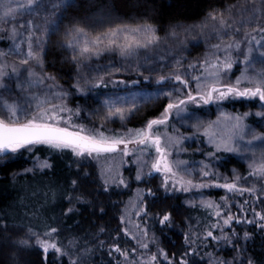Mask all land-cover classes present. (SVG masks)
<instances>
[{
	"label": "snow or ice",
	"instance_id": "1",
	"mask_svg": "<svg viewBox=\"0 0 264 264\" xmlns=\"http://www.w3.org/2000/svg\"><path fill=\"white\" fill-rule=\"evenodd\" d=\"M75 2L76 0H0V33L9 34L7 38L12 41V47L8 51H0V158L22 154V151L35 155L43 148L54 152L67 151L78 160L90 159L101 165L102 190L106 193L110 187L128 188L120 169L126 163L124 158L132 156L137 165L136 181L159 173L163 176L160 188L166 197L177 191L200 193L198 200L189 199L185 204L189 208L204 209L207 217L212 218L211 222L201 225L199 220L195 224L186 220L188 231L183 233L184 246L178 252L170 253L159 246L155 233L149 236V229L143 226V221L154 219L163 232L174 225L172 213L165 211L152 217L145 203V196H154L155 193L150 188L146 193L138 188L135 199L129 201L125 211L118 217L120 227L117 229L118 233L130 236L137 247L126 249L119 242L111 243L105 253L109 258L107 264H190V261L191 264H197V258L205 261V264H259L251 254L245 255L247 243L253 239L252 233L244 231L241 236L233 225H253L264 233V210L256 211L253 203L245 201L240 205L239 214L232 213L229 195L221 197L217 202L205 190L224 189L228 194L247 195L264 204V133L257 132L245 123L250 115L264 120V111L243 114L220 111L215 121L205 123L195 112L188 113V106H220L225 102L258 101L261 109H264V68L251 73L249 71L250 68H255L257 62L264 64V51L259 50L264 49V24L260 23L264 19V9L257 6V0H245L244 4L230 5L224 10L212 9L199 25L184 29L185 32L199 29L201 34L207 31L215 37L217 43L211 45L209 55L203 60L187 65L188 69L193 70L191 74L187 71L181 73L183 62L176 59L174 71L157 76V84L171 83V90L161 88L156 95L129 91L127 96L117 94L115 98L104 100L106 111L103 119L116 118L123 124L140 110V102L158 100L161 96L167 98L158 117L146 120L140 128L115 133L101 130L103 124L90 129L77 123L81 118L80 108L68 107V92L56 83L55 76L45 72L46 45L50 43V37L59 31L64 14ZM260 3H264V0H260ZM89 27L83 21L74 23L65 30L64 41L60 45L70 50L71 60L78 70L105 53H116L123 59H129L137 57L141 50L147 53L157 49L162 43L158 29L147 22L135 25L115 24L96 34H92ZM241 33L242 38L237 39V35ZM168 35L171 39L184 43L176 28ZM257 35L260 39H257ZM4 38L0 36V39ZM254 50L258 53L256 57L253 56ZM233 53L238 55L234 56ZM10 56H15L17 60L10 64ZM146 59L152 57L146 56ZM237 65L243 67L238 69L240 75L232 80V70ZM197 70L199 74H195ZM115 72H119V69L108 71L107 75L112 76ZM138 74L145 80L150 78L143 76V72ZM109 82L113 87H129L124 80ZM109 82H106L103 75H82L74 88L76 92L87 96L90 89L107 88ZM137 83L139 81H132L133 85ZM182 113L196 121L193 127L197 132L202 130V135L214 148L206 153L209 163L201 161L195 174L188 166V161L173 158V150L185 151L180 146L188 137H183L175 128L173 131L177 135L170 134L169 121L173 115L180 117ZM88 118L91 119V116ZM129 145L134 148L130 149ZM217 153L244 157L248 161V175L242 177L233 169L231 179L222 176L213 165L214 161L222 159ZM117 154L120 156L119 163L114 161ZM36 160V167L41 171L53 167L48 159L40 160L37 156ZM145 167L148 171H145ZM89 175L85 172L83 177L71 179L69 188L62 193L61 198L70 205L87 203L83 193H74L81 192L80 180ZM56 195L51 190L45 193L52 202H55ZM245 205L252 212L251 219L243 211ZM129 208L135 216L141 217V223L133 222L128 213ZM76 211L74 206H69L62 215L69 216ZM100 211L103 212V208ZM128 225H132V229ZM16 228L23 229L24 235L11 242L23 250L38 247L42 250L45 264L50 250L55 264H61V258L64 257L67 258V264H87L83 257L91 255L92 249L83 245L76 237L68 240L65 246L58 239L61 232L58 226L45 224L43 231H37L31 223L10 224L8 213L0 215V234H8ZM99 231L104 233L105 229L100 228ZM7 238L11 240L10 236ZM120 238L119 235L112 237L114 241H119ZM212 242L220 247L230 246L236 255L229 260L204 251ZM150 245L155 247V251ZM81 248L83 251L79 255H74L71 251L75 249L79 252ZM97 248L104 249L105 242L98 241Z\"/></svg>",
	"mask_w": 264,
	"mask_h": 264
},
{
	"label": "trees",
	"instance_id": "2",
	"mask_svg": "<svg viewBox=\"0 0 264 264\" xmlns=\"http://www.w3.org/2000/svg\"><path fill=\"white\" fill-rule=\"evenodd\" d=\"M241 0H76L75 5L67 10L63 17V23L59 31L50 37V43L46 45L45 53V72L55 76L62 84L71 81V74L74 71V63L71 60V52L60 45L64 41V32L74 23L81 22L90 25L89 31L96 34L105 30V28L115 24H143L150 23L158 27L160 32L164 31L167 25L173 23H194L205 18L206 13L212 9L224 10L230 5ZM200 48L193 49L195 56H199ZM236 71H233L231 77H236ZM112 89L101 87L93 90V94L88 98V103L92 105V110L81 111V118L77 123L85 124L88 128H98L103 124L101 130H111L115 133H123L126 129H136L144 125L146 120L156 118L163 111L167 103L165 98L151 100L142 103L140 110L132 115L125 123L118 120H104L105 110L100 103L101 98ZM96 96V97H95ZM93 98H98L97 102H92ZM75 98L73 102H79ZM94 104V105H93ZM76 105V103H75ZM203 112L208 110L213 118L220 115V111L230 114H243L245 112L255 113L264 111L261 109L258 101H236L225 102L217 106L210 104L196 107H188V111ZM91 116V119L88 116ZM245 123L257 132L264 133V120L254 115L247 117ZM170 134L177 135L169 127ZM179 134L184 139L180 147L185 151H180L177 158L188 161L190 168H199L201 161L209 163L206 153L214 150L213 146H207V138L201 132H197L195 127L186 130H179ZM131 148L132 146L129 145ZM134 148V146H133ZM222 159L214 161V168H220L219 173L222 176L232 177V173H227V169L243 176L248 175V161L238 155L231 153H217ZM40 160L48 159L53 167L49 170L41 171L34 169L37 163L36 157ZM11 157V158H9ZM7 160V161H5ZM126 167L123 170V176L126 178L128 188L110 187L108 192H103V180L100 176V168L96 161L90 159L78 160L70 152H54L43 148L38 150L35 155L30 152L11 154L4 158L0 163V215L8 213V222L10 224L31 223L37 231H43L45 224H53L61 230L58 239L67 246L68 240L73 237L78 238L81 243L92 249L90 257H83L87 264H107L108 257L106 249L111 243L119 242L121 247L132 249L137 247L136 242L130 236H124L118 233L120 227L118 217L125 211L130 200L136 197V190L143 189L145 193L150 188L154 196H145V203L149 209L150 215L155 217L163 212H171L174 218V225L170 229L161 232L159 224L154 219L143 221V226L148 227L149 236L155 233L159 246L171 252H178L183 246V233L188 231L185 221L193 224L197 220L203 225L205 222H211L212 218L207 217L204 209L189 208L185 201L196 196L199 192H180L177 191L166 197L160 188L162 180L159 176L145 177L142 181H136V164L132 157H126ZM4 161V162H3ZM37 165V164H36ZM27 169L33 171L28 172ZM89 173V177L80 180L81 192L74 193L80 195L83 193L87 203H75L70 205L67 200L62 199V193L69 188V182L73 178L83 177V173ZM251 181V178H249ZM257 183V187H259ZM49 190L56 192L55 202L49 200L45 193ZM210 192L211 199L219 202L221 197L229 195V203L232 205L231 212L239 214L240 205L245 201L253 203L256 211L264 210V204L255 201L254 197L247 195H231L226 190L213 188L205 190ZM74 206L77 211L69 216H63L62 213L67 207ZM103 208V212L100 209ZM244 212H247L248 218H252V212L245 205ZM35 213V216H33ZM134 223H141V217L134 215L129 211ZM132 229V225H128ZM235 231L241 236L244 231L252 233L253 239L247 243V254H251L259 264H264V233H261L253 225L240 224L233 225ZM104 228L105 232L100 233L99 229ZM134 231V230H133ZM227 231V229H226ZM23 229H12L8 234H0V264H45L42 250L38 247L31 249H19L11 241L23 237ZM119 235V241H114L112 237ZM10 236L11 240L7 237ZM105 242V248H97L98 241ZM155 251V247L151 246ZM74 255H79L75 249L71 250ZM142 251V250H141ZM204 251L213 252L214 255L225 259H232L236 252L230 246L220 247L212 242ZM203 255V252L201 253ZM207 258L205 257V260ZM47 264H55L53 253H48ZM61 264H67V258H61ZM191 264V261H190ZM197 264H205V261L197 258Z\"/></svg>",
	"mask_w": 264,
	"mask_h": 264
},
{
	"label": "rangeland",
	"instance_id": "3",
	"mask_svg": "<svg viewBox=\"0 0 264 264\" xmlns=\"http://www.w3.org/2000/svg\"><path fill=\"white\" fill-rule=\"evenodd\" d=\"M244 2L245 0H241L240 2L235 3V4H244ZM257 6L260 7L261 9H264V3H260V0H257ZM204 19L194 22V23H173V24L167 25L164 28L163 32H160L158 27L155 26L158 29L159 36L162 38V43L160 44L159 48L154 49V50H149L147 53L141 50L140 54L137 57L123 59L116 53H105L98 59L93 58L91 61L87 62V65L82 66L80 70H78L76 65L74 64V68H73L74 71L72 72L70 76L71 81L70 82L66 81L68 85L62 84L60 81L56 79V83L60 85L66 92H68V96H67L68 107L73 108V109L79 107L81 111L86 110L87 113L88 111L92 110V105L89 104L87 100L94 93L93 92L94 89H90L88 91L87 96H84L76 92L74 88V85L76 84L77 80H79L82 75H88V76H93V77L97 75H103L105 77L106 82H109L111 80H124L128 84L129 86L128 88H125L124 85L113 87V85L109 82V86L107 88L112 89L113 91L106 93L100 100V103L102 104V107L104 110L105 108L103 105V101L106 99H109L110 97L115 98V95L117 94L119 96H127L129 91H131L137 94H149L150 93L152 95H156L158 90L161 88H164L165 91L171 90L173 87L171 83L166 82L165 85L157 84L156 82L157 76L159 74H167L169 72L174 71L176 59H181L183 62V67L180 69L181 73L187 71L188 73L191 74L193 70L188 69L187 65L189 63H197L198 61L203 60L205 56L209 55L211 51V45L214 43H217V40L215 39V37L207 31L204 34H201L199 29H195L189 32L184 31V29H192L194 25H199ZM260 23L264 24V19H262ZM173 28H176L177 31L181 33L180 38L181 40L184 41L183 44H181L180 41L173 40L171 39V37H169L168 34ZM8 35L9 34H6V33H0V36L5 37L4 39H0V51H8L9 48L12 47V41L7 38ZM236 38L241 39L242 33L240 35H237ZM257 39H260L259 35H257ZM23 47L24 46H22V49ZM198 47H202V48H200L199 56H195L196 54L194 55L193 49L198 48ZM259 50L264 51V49H259ZM220 55L222 57L223 54L221 53ZM233 55L236 56L238 54L233 53ZM257 55H258L257 51L254 50L253 56L256 57ZM146 56L152 57V59H146ZM16 60L17 58L15 56L9 57L10 64L15 62ZM242 67L243 65H237L236 67L233 68L232 72L236 71L237 76H239L240 71L238 69ZM261 68H264V64L257 62L255 64V68L254 69L250 68L249 71L251 73L254 70H260ZM115 69H119V72H115V74L112 76L107 75L108 71H115ZM37 71H39V69H37ZM140 72H143V76L150 77V78L148 80H145L142 76L138 74ZM195 74H199V71L197 70ZM230 79L234 80L235 77L234 78L230 77ZM132 81H139V83L133 85ZM96 89L97 88H95V90ZM193 94H195L194 84H193ZM75 98H79L80 101L78 103L73 102ZM160 98H165V97L161 96ZM97 99L93 98L92 102L96 103L98 101ZM165 99L167 100V98ZM142 103L143 102H140V106ZM191 106L192 105L189 104L188 107H191ZM193 112H195L196 115L200 118V120L205 123L209 121H215L217 119V117L213 118L211 116V112H209L208 110L203 111V112H196L193 110L188 111V113H193ZM113 119L120 121L119 119H116V118H113ZM195 123H196L195 120L187 118V114H184V113H182L180 117L173 115L172 119L169 121V124L171 125L170 128L171 129L175 128L178 130L180 129L186 130V129H189L190 127L193 128V125ZM125 131L126 130H124V132ZM131 146H132L131 148L129 147L130 149L133 148V145ZM207 146L211 147L212 145H210L207 142ZM179 152L180 151L173 150V158L178 159L177 156ZM129 157H132V156H129ZM4 158H7V157H4ZM4 158H0V163L2 162ZM144 158L148 159L147 156H145ZM132 159L134 161V157H132ZM114 161L116 163H119L120 156L118 154L115 156ZM34 164H35L34 169H36L37 163L34 162ZM125 167H126V164L124 163L120 171L123 172ZM136 168H137V165H136ZM190 169L194 172V174L198 171V169L195 167H192ZM216 170L219 172L220 168L216 167ZM113 171H115V169H113ZM145 171H148L147 167H145ZM226 171L227 172L225 174L229 172L232 173L230 169H227ZM153 176H159L161 179H163L162 174H159V173H154ZM199 198L200 196L199 197L196 196L190 199L198 200ZM129 211H131V208H129Z\"/></svg>",
	"mask_w": 264,
	"mask_h": 264
}]
</instances>
